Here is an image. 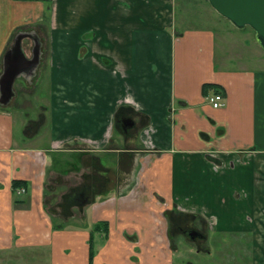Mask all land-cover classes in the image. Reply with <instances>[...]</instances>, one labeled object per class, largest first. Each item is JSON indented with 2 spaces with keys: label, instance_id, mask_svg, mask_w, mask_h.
I'll use <instances>...</instances> for the list:
<instances>
[{
  "label": "crops",
  "instance_id": "1",
  "mask_svg": "<svg viewBox=\"0 0 264 264\" xmlns=\"http://www.w3.org/2000/svg\"><path fill=\"white\" fill-rule=\"evenodd\" d=\"M204 1L213 12L192 8L177 24L176 0H0V77L9 67L12 87H36L63 71L71 93L65 111L21 118V139L14 96L0 103V254L39 246L51 264H173L170 231L183 216L218 220L227 177L244 210L223 229L256 215L264 230V50ZM19 35L23 56L12 53ZM83 185L88 199L66 208Z\"/></svg>",
  "mask_w": 264,
  "mask_h": 264
},
{
  "label": "rangeland",
  "instance_id": "2",
  "mask_svg": "<svg viewBox=\"0 0 264 264\" xmlns=\"http://www.w3.org/2000/svg\"><path fill=\"white\" fill-rule=\"evenodd\" d=\"M203 5L208 6L203 0H176L177 24H179L180 15L185 16L187 12L193 13L192 8L199 7L203 9ZM75 8L78 9V7ZM208 9L213 12L209 6ZM199 13L198 17L206 15L202 14V10ZM195 19L202 20L203 18L195 17ZM195 19H192L194 24L196 23ZM56 78V81L60 82L59 84H56L54 80V84L53 81H48L47 85H43L40 82L36 87L13 86L15 95L8 103L9 106L7 108L13 112L16 119L14 136L17 139H21V118H37L40 113L43 116H48L50 112L66 110V107L60 102L64 100V96L71 94L69 92L70 86L65 85L66 79L63 71H60ZM76 89H79V87ZM45 106H47L46 110H44ZM262 121L264 128V118ZM41 123L44 130L47 122L45 123L42 118ZM29 142L32 144L38 143L36 139ZM233 183L232 178L227 177L225 188L217 190L220 196L218 203L221 204L218 220L215 222L210 221V224L203 216L199 215L193 221V223L195 222L198 225L204 224L205 228L203 230L207 234V240L196 242L198 246L202 247L204 252L195 253L194 247H192L189 240L179 239L177 240V252L173 255V264H264V230L258 226L256 215H254L253 224L248 223L246 228L241 230L223 229L225 220L235 217L237 212L244 210L240 201L241 197H236L238 194H242V191L239 188L231 187ZM58 198L56 197L55 199L59 200L58 204H61L63 198L62 196ZM49 204L51 206L50 202ZM213 206H216L215 203ZM64 252L66 253V251ZM0 264H51V262L47 251H44L39 246H32L16 250L12 249L0 254Z\"/></svg>",
  "mask_w": 264,
  "mask_h": 264
},
{
  "label": "water",
  "instance_id": "3",
  "mask_svg": "<svg viewBox=\"0 0 264 264\" xmlns=\"http://www.w3.org/2000/svg\"><path fill=\"white\" fill-rule=\"evenodd\" d=\"M211 7L217 11L221 16L228 19L237 28H243L249 26L255 32V39L257 43L264 50V0H206ZM20 35L17 37L16 43L13 47L12 53H17L18 56H23L24 51L20 45ZM37 48V45L33 46ZM6 56H10L7 54ZM14 72L6 67L0 77V103L6 104L14 96V90L12 87V79ZM124 118L122 120V128L124 131L133 122L128 119L129 122L125 123Z\"/></svg>",
  "mask_w": 264,
  "mask_h": 264
},
{
  "label": "flooded vegetation",
  "instance_id": "4",
  "mask_svg": "<svg viewBox=\"0 0 264 264\" xmlns=\"http://www.w3.org/2000/svg\"><path fill=\"white\" fill-rule=\"evenodd\" d=\"M122 118H124V117H122ZM122 118L119 119L120 124H122V120H123ZM124 119H125L124 120L125 123L129 122V120L127 118H124ZM118 180L121 181L119 178H118ZM86 199H88V186L83 185L81 187L74 189L71 194H69L67 197H65L66 208L70 207L69 205L67 206L68 203L80 204V203L84 202ZM183 215H185V214H183ZM204 228H205L204 224L198 225L195 222L193 223V220L183 216L181 221H179L178 223L175 224L174 230L170 231V233H169V241H170L169 246L173 250V254H175V252H177L176 251L178 249L177 240H179V239L184 240V241L189 240L190 243L192 244V247H194L195 253L199 254L200 252H204L202 247L198 246L196 243L199 241L207 240V234L204 232V230H203ZM171 239L173 240L172 242H171ZM209 253H210V251H209Z\"/></svg>",
  "mask_w": 264,
  "mask_h": 264
},
{
  "label": "trees",
  "instance_id": "5",
  "mask_svg": "<svg viewBox=\"0 0 264 264\" xmlns=\"http://www.w3.org/2000/svg\"><path fill=\"white\" fill-rule=\"evenodd\" d=\"M205 86H207V85H203V91L205 90L204 89ZM207 87H211V86L208 85ZM21 186H23V184H21L20 181H18V180L13 181L12 187H13V190H14L15 193H16V189L19 188V187H21ZM98 228L104 230V232H105V230H106V223L105 222H100L99 225H98ZM93 254H94V247H93L92 241L90 240L89 241V260H91V258L93 257Z\"/></svg>",
  "mask_w": 264,
  "mask_h": 264
},
{
  "label": "built area",
  "instance_id": "6",
  "mask_svg": "<svg viewBox=\"0 0 264 264\" xmlns=\"http://www.w3.org/2000/svg\"><path fill=\"white\" fill-rule=\"evenodd\" d=\"M207 99L214 108L220 107L223 104V96L220 92H214L213 94L207 96ZM17 192H24V188H18Z\"/></svg>",
  "mask_w": 264,
  "mask_h": 264
}]
</instances>
